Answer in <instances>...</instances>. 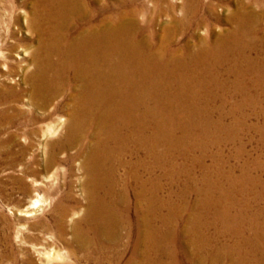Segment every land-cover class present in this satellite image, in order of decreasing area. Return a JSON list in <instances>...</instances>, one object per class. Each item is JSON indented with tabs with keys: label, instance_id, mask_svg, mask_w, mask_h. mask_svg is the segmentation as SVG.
Returning a JSON list of instances; mask_svg holds the SVG:
<instances>
[{
	"label": "bare ground",
	"instance_id": "1",
	"mask_svg": "<svg viewBox=\"0 0 264 264\" xmlns=\"http://www.w3.org/2000/svg\"><path fill=\"white\" fill-rule=\"evenodd\" d=\"M22 1L31 11L13 8L15 22L37 37L22 81L45 114L33 134L66 117L64 137L41 143L44 164L80 161L84 174V216L66 224L56 206L40 262L264 264L260 168L213 150L264 111V0ZM17 95L0 91V104Z\"/></svg>",
	"mask_w": 264,
	"mask_h": 264
},
{
	"label": "rangeland",
	"instance_id": "2",
	"mask_svg": "<svg viewBox=\"0 0 264 264\" xmlns=\"http://www.w3.org/2000/svg\"><path fill=\"white\" fill-rule=\"evenodd\" d=\"M23 4L22 0H0V85H3L0 86V91L8 92L13 89L21 93L17 95V98H11V100L9 98L3 101L4 104L3 102L0 104V116L5 115L3 120L0 117V264H9L5 257L9 251L14 252L21 263L31 254L34 256L35 263L43 264L36 252L43 251V247L46 246L43 244L50 240L46 224L53 227V222L63 207L69 210L70 214L66 220V224L69 225L81 220L85 213V199L82 191L84 174L80 168V161H76L73 166L71 164L56 165L50 171H47L44 164L46 150L41 145L46 140L57 141L64 137L66 117L54 115V122L58 121L57 119L62 120L60 128L55 133L44 134L46 128L53 122L51 119L44 120L36 126V128L44 127L42 134H33V116L44 118L45 114L41 110L33 112L34 108L25 94L27 86L22 81L23 70L21 69L29 67L30 71L33 70L30 64L31 50L37 44V37L28 31L24 17H21L19 22H15L16 14L13 8L17 14L23 16L31 11ZM222 10L218 7L219 12ZM157 30L160 34V27H157ZM9 70H13L14 74L8 75ZM8 119H14L15 124L9 125ZM241 124L236 135L229 136L226 144L223 143L222 149L213 150L214 152L223 150L222 153L226 154L229 166L238 167L250 165L252 162L257 163L260 170L256 172V175H262L259 177L264 180V111L260 116H251ZM66 157V153L60 155L62 159ZM38 199H42L44 203L39 208H34L32 204ZM58 204L61 206L60 209H56ZM69 237L70 235H67L65 238ZM54 247L64 254L65 262H74L66 257L68 250L63 241L55 243Z\"/></svg>",
	"mask_w": 264,
	"mask_h": 264
}]
</instances>
